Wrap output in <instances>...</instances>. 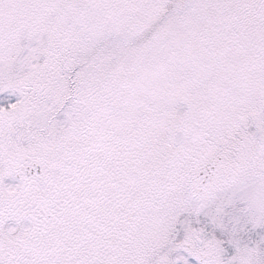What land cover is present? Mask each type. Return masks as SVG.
<instances>
[{
  "label": "snow or ice",
  "instance_id": "snow-or-ice-1",
  "mask_svg": "<svg viewBox=\"0 0 264 264\" xmlns=\"http://www.w3.org/2000/svg\"><path fill=\"white\" fill-rule=\"evenodd\" d=\"M0 264H264V0H0Z\"/></svg>",
  "mask_w": 264,
  "mask_h": 264
}]
</instances>
